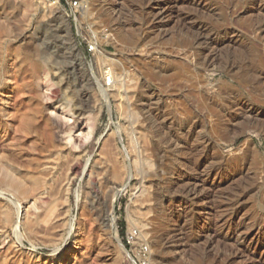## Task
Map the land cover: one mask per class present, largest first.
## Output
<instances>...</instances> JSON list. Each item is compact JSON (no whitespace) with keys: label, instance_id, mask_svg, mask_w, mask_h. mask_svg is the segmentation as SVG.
<instances>
[{"label":"rangeland","instance_id":"rangeland-1","mask_svg":"<svg viewBox=\"0 0 264 264\" xmlns=\"http://www.w3.org/2000/svg\"><path fill=\"white\" fill-rule=\"evenodd\" d=\"M100 1L103 0H0V79H3V72L7 75L11 71V84L17 85L14 86L15 90L8 91L11 97L7 110L4 113L0 111V118L6 124L4 128L0 126V135L6 139L4 149L0 147V154L4 157L0 158V205L11 208L16 220L12 202L28 207L36 200L37 192L29 180L38 171L48 181L45 189L47 201L65 206L69 211L68 224L62 232V245L72 246L79 224L85 222L88 228H93L95 245L87 264H221L223 249L226 253L227 247L224 248L225 244L220 241L212 245V253H209V250L206 251L208 245L205 238L201 240L202 243L200 240L190 242L191 251H197L190 252L186 261L156 252L158 247L153 242L159 234L157 223L162 221L161 216H157L156 207L169 204L172 199L158 189L157 192L155 190L157 176L153 175L159 169V162L155 158L152 161L154 153L151 148L155 144V147H161V150L156 148L157 152L160 151V157L164 158V169L182 163L191 179H205L210 173L212 179L218 180L219 187L211 189L212 196L208 203L213 197L221 200L240 195L238 217H242L245 223L229 244L239 245L244 255L238 256L231 264H264V123L234 120L233 115L239 113L240 109L237 110L238 105L237 108L233 107L236 109L230 107L247 100L246 106L260 112L259 119L264 120V91L252 87L249 76L241 80L221 70L211 73L199 70L201 66L192 62L194 58H185L182 48L175 46L176 39L142 41L138 40V34L135 35V42L114 40L111 33L114 34L116 21L108 19L104 3ZM255 1L264 2L204 0L205 7H200L195 13L197 17L193 14L197 22L205 21L211 29H218L222 33L215 42L211 41V44L217 45L216 50H212V45H209L211 53L215 52L213 54L219 57L218 60L221 59L219 65L227 60L239 65L248 57L247 63L251 61L254 66L264 70V49L261 45L254 46V33L251 29V25L259 22L256 18L258 8H251ZM119 2L123 6L120 22L126 28L135 23V26H141L140 31H144L142 34L145 33L147 26L142 20V0ZM169 28L175 31L174 25ZM226 29L243 34L246 42L243 45L241 43L242 46L229 44L228 38L224 36ZM180 36L183 38V35ZM244 51L245 55H241ZM109 71L113 75L108 74ZM43 75L45 78L41 80ZM103 86L108 89L106 95L101 89ZM4 89L1 85L0 92ZM150 95L154 96V105L146 108L141 104ZM226 106L228 109L224 112L227 120L218 121L215 110ZM170 119H173L174 125L170 124ZM91 122L94 123L93 134L86 139L84 133L89 130ZM156 128L159 129L155 131ZM149 129L158 133V136ZM139 131H142V138L146 142V145L142 142V179L137 176L121 182L113 177V167L110 166L107 175L118 184L114 186L112 183H104L100 165L111 161L116 155L130 162L134 160L138 145L132 147V142ZM161 131L164 133L161 134ZM188 132L192 142L184 147V142L189 138L186 135ZM70 133L73 138L71 140ZM81 140L85 145L80 147ZM188 151L193 155L189 161L185 158ZM76 152L81 154V160L78 173L73 174L70 180L67 179L69 163ZM215 152L218 154L216 158ZM235 157H242L239 163L241 166L230 163L229 159ZM224 161H228L227 165ZM53 162L57 168L48 170L46 166ZM85 167L95 171L91 177H88V173L84 174ZM143 169L147 170L146 173ZM207 171L210 172L207 174ZM144 173L150 176L143 179ZM16 182L23 184V192L15 187ZM181 196L183 202L197 205L192 196ZM201 201L203 203L204 198ZM41 205L37 203L38 207ZM112 215L116 220L114 227L110 224ZM196 217L192 214L188 218L192 226L189 225L187 232L190 231L189 234L193 236L199 234L200 230L202 233L203 225L209 221L208 214L199 221ZM174 223L171 222L169 226L172 227ZM24 226L22 231L26 233ZM220 231L216 229L219 234L222 233ZM83 234L84 237L88 234L85 228ZM10 236L7 242L17 238ZM38 238L35 245L29 240L22 244L19 242L18 249L22 250L19 251L22 254L33 251L34 263L36 257H39L40 263L44 264V259L50 257L58 242ZM118 239L124 248L119 246ZM0 254H3L1 250Z\"/></svg>","mask_w":264,"mask_h":264},{"label":"bare ground","instance_id":"bare-ground-1","mask_svg":"<svg viewBox=\"0 0 264 264\" xmlns=\"http://www.w3.org/2000/svg\"><path fill=\"white\" fill-rule=\"evenodd\" d=\"M100 2L104 3L103 8L105 9L106 13L110 17V18L108 17V19L109 20L111 19V21H113V20L116 21L114 24V25H116V27L114 29V34L111 33V35L114 36V40L122 41L123 43L124 42L130 43L133 41L135 42L137 40V39H135V35H138V34L140 35V38L138 40L141 39L142 41H145L147 39L164 40L166 38L167 39H173L175 41V39H176V45L175 44L174 45L178 46V48H182L183 54L185 55L184 56L185 58H186V56H188V58L190 56H192L194 58V59H192V62L195 63V65L201 66V69H199V70H205V71H208L210 73L215 72L217 70H221V71H224L229 76H231L232 78L241 79V80H244L246 77L249 76L252 79V85L251 86L252 87H259L262 91H264V70L263 69L261 70L259 68L260 67L259 65H258L259 67H257L256 65L254 66L251 63V61L247 63L246 61L248 60L247 59L248 57L244 58L239 65H238V63L236 64V63H232L230 61L228 62V60L226 62L223 61L224 64L221 63V65H219L220 64L219 60H221V59L218 60L219 57L217 58V56L214 55V54H216L215 52L212 51L214 54L211 53V50L209 49V45L211 43H213L211 41L215 42V40H217L216 38L219 37L220 35H222V33L218 29L217 30L211 29V27H209V25L205 21L197 22L196 20H198V19L197 18L195 19V17L193 16V14L196 15L195 13L200 10V7L202 8L204 6L203 5L204 0H142V2H141L142 3V20L145 23L144 25L147 26L146 32L143 34H142V32H144V31H140V30H142L141 26L139 28V26L138 27L135 26V23H132L131 26L129 25L130 26L129 28L128 27L126 28L124 26V24H122V22H120V19L122 18V17L120 18V15H122L123 6H121L119 0H103ZM124 3L125 2H123V4ZM251 6H252L251 8L257 7L259 10V13L256 14V18L259 20V22L257 21L256 24L251 25L252 26L251 29H253V33H254L253 34L254 40H255L254 46L256 47L257 45H259V46L261 45V47L264 49V2L255 1L254 4ZM248 8H250V7H248ZM182 9L183 10L189 9V10L187 12H182V11H180ZM176 10L179 12H177ZM175 12L177 13L176 15H174ZM204 15L205 14H203V16ZM201 16H202V14H201ZM196 17H197V15H196ZM170 25H174L175 31H170V28H169ZM232 30L226 29V31L224 32V36L226 38H228L229 44L233 43V44H238V45L242 46L243 43L246 42L243 39L244 38L243 34H239L236 32V30L235 31L234 30L232 31ZM180 35H183V38H180L181 37ZM178 36H180V37H178ZM251 39H252V34H251ZM247 42H249V41H247ZM117 43L120 44V42H117ZM241 43H242V45H241ZM211 45H212L211 46L212 50L217 49V45H214V44H211ZM246 45H247V43H246ZM244 47H246V46L244 45ZM258 48H260V47H258ZM10 49L12 50V48H10ZM241 49H240V51H241ZM245 51L241 52V55H245ZM101 53H103L104 55H107V56H112L106 52H101ZM250 53H252V52H250ZM247 54H249V53H247ZM253 54L255 55L254 52H253ZM256 54L258 55L260 53H256ZM189 60H191V59H189ZM158 61H159V59H158ZM158 61L156 62V64L158 63ZM112 62H114V61H112ZM9 70H10V68H9ZM10 73H11V71H8L7 75H6V73L3 72V79H0V86L2 85V88H5L3 91L0 92V99L2 100L1 105H0V111H2L3 113H4V111L7 110V108H8L7 103H9V98L11 97V95L8 93V91L15 90L14 88H16V87H14V86H17L16 84H11L13 79H11L12 77H11ZM108 74L113 75V73H111L110 71L108 72ZM44 78H45V76L43 75L41 77V80ZM101 89H102V91H104L103 94L106 95L105 92L108 91V89L104 88V86ZM105 98L107 99L108 104L111 105L107 96H105ZM153 99H154V96L150 95L149 98L145 99V102H143V104H141V105L146 106V108H148V106L152 107V105H154ZM138 100H140V99H138ZM155 102H156V100H155ZM140 103H141V101H140ZM223 104L224 103H222V105ZM228 105H230V104H228ZM237 105H238V108H237ZM246 105H247V100H244L240 104H239V102H237V103L232 104L230 106L231 108L236 106L237 110L240 109L239 113L233 115L234 116L233 119L238 120V121L241 120L242 122H243V120H249V121L256 120L258 123L263 124L264 120L261 118L259 119L260 112H258L257 110H254L252 108H249L250 106H246ZM210 106L214 107L217 105H214V106L210 105ZM236 108H233V109H236ZM142 109H143V107H142ZM227 109L228 108L226 106L223 108L220 107V110H219V108H217V110H215V111H217L216 112V118L219 119L218 121H220V120L226 121L227 120L225 112H224ZM213 113H214V111H213ZM144 114H146V113H144ZM213 115H215V113ZM202 117H200L199 120H201ZM205 118L206 117H204V119ZM172 120H171L170 124L172 123ZM197 120H198V118H197ZM214 120H216V119H214ZM3 121H4V119L2 120L0 118V126H2V128H4L6 126V124H4ZM161 121H163V120H161ZM203 121H205V120H203ZM238 121H236V122H238ZM227 122H230V120ZM236 122H234V123H236ZM242 122H240V123H242ZM245 122H247V121H245ZM251 122H254V121H251ZM161 125H162V123H161ZM166 126L168 127V124H166ZM163 127H164V125H163ZM169 127L171 128V125ZM154 128L155 127H153L152 130ZM158 129L156 128L155 131H157ZM93 130H94V123L91 122L89 124V130L86 133H84V135H85L84 137L86 139H89L93 134ZM187 130H188V128H187ZM149 131H151V130L149 129ZM151 132L153 133L154 131H151ZM163 133L161 131V134H163ZM153 134L155 135L156 133H153ZM178 134H182V133H178ZM189 134H190V132H188L186 134L189 136V138L187 136L188 139L187 140L185 139L186 142H184V145H183L184 147L187 145H190L189 143H190L192 138ZM71 135L72 134L70 133V140L73 139ZM159 135H160V133H159ZM183 135H184V133L182 134V136ZM131 138H133V137H131ZM173 138H174V135H173ZM230 140H232V139H230ZM5 141H6V139H4L3 135L1 134L0 135V147L1 148H3V146L4 147L6 146ZM198 141H200V140H198ZM209 141H211V140H209ZM142 142H144L146 145L145 139L142 138V131H139V134L134 136V139L132 142V147L138 145V147H137L138 149L134 148V149L138 150L136 152L137 155H135L133 157L134 160L131 159V162L128 161V159H126V158L122 159V157H119L118 155H116L111 161H109L107 163L103 162L100 165L101 169L103 170L102 173H104V178H103L104 183H106V184L112 183V184H114V186H115V184H118V182L114 181V179H112L111 177H109L107 175L108 171L110 170V166H111V168L113 167V177H115L117 180H120L121 182H124L127 179L130 180L132 177H137V176H139V178L142 179V174H143V172H142ZM144 143H143V145H144ZM154 143H155V141H154ZM168 143H169V141H168ZM170 144H171V142H170ZM180 144H179V147H181ZM205 144H204V146H205ZM84 145H85V143L82 142V140H81L80 141V147L84 146ZM174 145H176V144H174ZM211 145H213V144H211ZM195 146H196V144H195ZM156 147L159 148V146H156ZM156 147H155V144H153V146L151 148L152 152L154 153L153 158L151 156L152 161L155 158L154 160L155 161L157 160L159 162V164H158L159 169H157L156 175H153V176H157V180H156L157 181V183H156L157 188L155 190L157 192V189H158L160 192L164 193L165 196H169L172 199L169 202V204H159L158 203L159 205L158 206L156 205L157 206L156 207L157 208L156 209L157 216L160 215L162 218L161 222H159V220H158L159 223H157L158 225L156 228H157V231L159 234L156 235V237H155L156 240L154 239V242H153V243H156V246L158 247V250L156 249V252L158 251L159 255H161V254L164 255L165 253H167V255L170 254L173 257V259L178 258V260L182 259L183 261L184 260L186 261V257L190 256L189 253L193 252L195 250V249L194 250L192 249L193 251H191L190 242L200 240V243H202L201 240L203 238H205L206 239L205 242L208 245V248H210V249L207 248L206 251L209 250V253H212V251H211L212 245H214L220 241L225 244V245L223 244L225 246L224 248L227 247L226 253L224 252V249H223L224 253L221 251L222 255H224V257H222L223 260H221L222 261L221 264H231L232 261L235 260L238 256L244 255V254H242L243 250L239 247V245H236L235 243L229 244L230 240H233L234 235L237 233L239 228L241 226H243V224L245 223V222H243L242 217H238V215L240 214L239 213L240 212V206H239L240 198L238 196H240V195L234 196L235 198L234 197L231 198L230 196H229L230 198L225 197L226 199H221V200H218V199L216 200L213 197L212 200H210V203H208L209 202L208 199L212 196L211 195V193H212L211 189H215V187H219L218 180L216 178L212 179V177L210 176L211 174L210 173L208 174V172H210V171L205 172L208 174L207 175L208 177H206L205 179H199L198 177L191 179V177L189 178V176L187 175L188 170H186L183 167L185 165H181L182 163L180 165L177 164L178 166L175 165L172 168L169 167L168 169L167 168L164 169L163 168L164 167V162H163L164 158L162 159V156L160 157V155H159L160 151L157 152ZM177 147H175V149ZM193 148H195V147H193ZM167 149H170V148L168 147ZM145 150H147V149H145ZM188 150H189V148H188ZM190 150H193V149L190 147ZM202 150H203V148H202ZM206 150H208V149H206ZM168 151H170V150H168ZM180 151L181 150H179V152ZM200 152H201V150H200ZM130 153H131V150H130ZM132 154H133V151H132ZM176 154H178V153H176ZM182 154H184V153H182ZM0 155H1L0 158L4 159L2 154H0ZM148 155H150V154H148ZM171 155H173V153ZM191 155H192V153H190V151L186 152V154H185L186 160L189 161L193 157V155L192 156ZM197 155H199V154H197ZM217 155L218 154L216 153L215 158ZM167 156H169V155H167ZM195 156H196V154H195ZM169 157H171V156H169ZM241 158L242 157H235V158L229 159V161L232 165H236L238 163V165L241 166L239 164L240 161L242 162ZM211 159H213V158H211ZM80 160H81V154L76 152L72 161L69 163L67 179L72 180L71 176L73 174L78 173ZM177 160L180 161V159H177ZM169 161H170V159H169ZM194 161H195V159H194ZM165 162H166V160H165ZM182 162H183V160H182ZM166 163H168V162H166ZM213 163H212V165H213ZM224 163H225V161H224ZM55 164L56 163L50 164L51 166L50 165L46 166V168L48 170L57 168V166H53ZM184 164H185V162H184ZM187 164H186V166L188 167L189 164L188 165ZM170 165L171 164H169V166ZM191 165L193 166V164H191ZM194 166H195V163H194ZM241 168H243V167H241ZM202 169H204V168H202ZM93 171H94L93 168L87 169V167H85L84 174L88 173L90 175V176L88 175V177H91ZM144 171L146 173L147 170L145 169ZM199 171L197 170V172H199ZM145 173L143 175V179L145 176H150L148 174L145 175ZM172 175H174V176L172 177ZM29 182L33 186L35 192H37L38 196L36 197V200H34V202L28 207L23 206L22 203L12 202L13 205L15 206L16 220H14V218H13L14 212L11 210V208L0 205V223L2 224L0 227V250L3 253L2 255L0 254L1 255L0 256V264H41L39 261V257H36L37 259L34 263V261H33L34 258H32V256L34 255L33 251H29V252H27V254H25V253L22 254V253H20L22 250L20 251V249H18V247L20 246L18 244L19 242H20V244H22V243H24L25 240H29L32 242L33 245H35V242H37L39 239L38 237H44V238H46V240L50 239V240H55L56 243L58 242L56 244L57 246L54 249V252L52 254H50V257H47L44 259V264H87L88 259L92 257L91 252H92L93 247L95 245L94 240H93L94 239L93 237H95L93 235V228L92 227L88 228L85 222L79 224L78 230L75 231V237H74V241L72 243V246L64 247L62 245L64 243V238L62 239V232H63L65 226L68 224L67 220H68L69 211L65 208V206H59V204H56L53 201H51V202L47 201V195H46L45 189L48 186V181L41 173H39L38 171L37 172L35 171L34 175L30 178ZM14 185L19 191H21V192L24 191V188L22 189L23 184L21 182H16V184H14ZM200 188H201V190H200ZM139 194L140 195H138V196L140 198L142 195V192ZM181 195L192 196L193 200L194 199L196 200L197 205L192 206L186 202H183V200H182L183 197ZM225 196H227V194ZM231 196H233V195H231ZM156 197H159V196H156ZM203 198L205 201L203 203H201L202 202L201 200ZM94 202H96V201H94ZM160 202H161V200H160ZM37 203L42 204L41 206H43V209L41 208V206L38 207ZM204 205H206V206H204ZM196 206H204L205 208H203V207L198 208ZM204 209H206V210L208 209V210L206 212H203ZM192 214H194L195 217L198 216V219H197L198 221L200 219H202V217L205 214H208V217H209V221L207 222V224L203 225V232L201 233L200 231H202V230H200L199 234L197 233V235H195V236L189 234L190 231L187 232L189 225L192 224V223L190 224L191 221L188 218ZM23 215H24V217H23ZM105 218L108 219V217H105ZM23 220H24V222H23ZM173 221L175 223L173 224L172 227H170L169 224ZM110 222H111L110 224L113 227L116 225V220H115L114 215L111 216ZM218 224H220V226ZM23 226L25 227L26 233H23V231H22ZM40 227H42L41 231L39 230ZM84 228L88 233L86 237H84V234H83ZM217 228H219L221 230L220 231V232H222L221 234L216 232ZM8 231H10V232H8ZM39 232H41L40 233L41 235H38ZM10 235H12L14 238L15 237H17V238H15V240H13V242H7V238L11 237ZM53 235H56V236L54 237ZM118 242H119V246H121V248H124L120 239H118ZM193 245H196V243ZM227 245H230L231 247L229 248ZM256 246H258V245L256 244ZM83 248L86 249V251L84 250L85 252H82ZM196 251L197 250H195V252ZM221 252H219V253H221ZM194 254L196 255L197 253H194ZM217 254L218 253H216V255ZM215 257H217V256H215ZM31 258H32V260H31ZM74 258H77V259H74ZM149 258H150V256H149ZM195 258H197V257H195ZM196 260H198V259H196ZM196 260H195V262H197ZM214 260L215 259H213V261ZM217 260H219V259H217ZM187 261H189V259ZM171 263H172V261H171ZM178 263H179V261H178ZM186 263H188V262H186Z\"/></svg>","mask_w":264,"mask_h":264}]
</instances>
